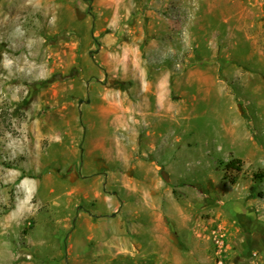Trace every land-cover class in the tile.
<instances>
[{
	"label": "rangeland",
	"instance_id": "obj_1",
	"mask_svg": "<svg viewBox=\"0 0 264 264\" xmlns=\"http://www.w3.org/2000/svg\"><path fill=\"white\" fill-rule=\"evenodd\" d=\"M261 221L264 0H0V264H264Z\"/></svg>",
	"mask_w": 264,
	"mask_h": 264
},
{
	"label": "trees",
	"instance_id": "obj_2",
	"mask_svg": "<svg viewBox=\"0 0 264 264\" xmlns=\"http://www.w3.org/2000/svg\"><path fill=\"white\" fill-rule=\"evenodd\" d=\"M241 163V160L240 159H231L228 163V165L231 167V168H234V169H237V170H240V167H239V164ZM256 178H263V175H260V174H256L255 175Z\"/></svg>",
	"mask_w": 264,
	"mask_h": 264
},
{
	"label": "crops",
	"instance_id": "obj_3",
	"mask_svg": "<svg viewBox=\"0 0 264 264\" xmlns=\"http://www.w3.org/2000/svg\"><path fill=\"white\" fill-rule=\"evenodd\" d=\"M165 82L162 83V86H165L166 84V80L164 79ZM159 103V100H158ZM113 237H115V233H109V232H104L102 233V239H112Z\"/></svg>",
	"mask_w": 264,
	"mask_h": 264
},
{
	"label": "flooded vegetation",
	"instance_id": "obj_4",
	"mask_svg": "<svg viewBox=\"0 0 264 264\" xmlns=\"http://www.w3.org/2000/svg\"><path fill=\"white\" fill-rule=\"evenodd\" d=\"M260 225H262L263 226V228H264V222H260ZM261 235H262V237L264 238V232L262 231L261 233H260Z\"/></svg>",
	"mask_w": 264,
	"mask_h": 264
},
{
	"label": "built area",
	"instance_id": "obj_5",
	"mask_svg": "<svg viewBox=\"0 0 264 264\" xmlns=\"http://www.w3.org/2000/svg\"><path fill=\"white\" fill-rule=\"evenodd\" d=\"M218 242H219V240H218ZM221 243V242H220Z\"/></svg>",
	"mask_w": 264,
	"mask_h": 264
},
{
	"label": "water",
	"instance_id": "obj_6",
	"mask_svg": "<svg viewBox=\"0 0 264 264\" xmlns=\"http://www.w3.org/2000/svg\"><path fill=\"white\" fill-rule=\"evenodd\" d=\"M80 102H82V100Z\"/></svg>",
	"mask_w": 264,
	"mask_h": 264
}]
</instances>
